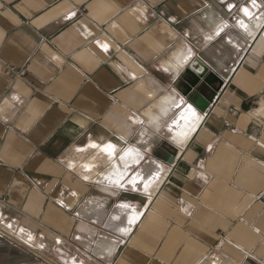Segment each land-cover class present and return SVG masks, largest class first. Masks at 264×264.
I'll return each mask as SVG.
<instances>
[{
  "label": "crops",
  "instance_id": "1",
  "mask_svg": "<svg viewBox=\"0 0 264 264\" xmlns=\"http://www.w3.org/2000/svg\"><path fill=\"white\" fill-rule=\"evenodd\" d=\"M196 58L225 84L185 143ZM0 228V264H264V0H0Z\"/></svg>",
  "mask_w": 264,
  "mask_h": 264
},
{
  "label": "water",
  "instance_id": "2",
  "mask_svg": "<svg viewBox=\"0 0 264 264\" xmlns=\"http://www.w3.org/2000/svg\"><path fill=\"white\" fill-rule=\"evenodd\" d=\"M224 80L207 64L196 58L185 69L182 76L175 83V88L182 97L201 113H208ZM159 156L169 164L175 162V153L160 148Z\"/></svg>",
  "mask_w": 264,
  "mask_h": 264
},
{
  "label": "bare ground",
  "instance_id": "3",
  "mask_svg": "<svg viewBox=\"0 0 264 264\" xmlns=\"http://www.w3.org/2000/svg\"><path fill=\"white\" fill-rule=\"evenodd\" d=\"M189 108H191L192 111ZM203 115L204 114H202L200 111H196V108L193 107L192 104H188V107L184 109V111H181L178 116L175 117V119L172 121L173 124L178 126L175 129L178 138L187 143L200 126L202 119H204ZM110 151L115 152L116 148L112 147ZM128 151L130 152H123V155L118 159V161L113 162L109 166V170L117 175V177L115 178H117L118 180L122 178L121 172L123 170L122 165L119 163L120 159L126 168L132 166L134 164V161H136L133 152L130 149H128ZM152 168L154 167L150 164L144 167V170H142L140 173H137L136 176L133 177L129 182L136 186L141 185L143 187H149L150 189L152 188L151 191H153L154 188L161 182L163 177L158 169H154L153 174H151L150 172L152 171ZM148 173H150L151 175L147 176ZM129 229L130 226L127 228V231H129ZM4 231L6 232V230ZM6 233L8 234V232Z\"/></svg>",
  "mask_w": 264,
  "mask_h": 264
},
{
  "label": "rangeland",
  "instance_id": "4",
  "mask_svg": "<svg viewBox=\"0 0 264 264\" xmlns=\"http://www.w3.org/2000/svg\"><path fill=\"white\" fill-rule=\"evenodd\" d=\"M223 80H224V79H223ZM224 84H225V82H224ZM224 84H223V86H224ZM223 86H222V87H223ZM222 87L220 88V90L222 89ZM176 90H177V89H176ZM220 90L218 91V93L220 92ZM177 91H178V90H177ZM178 92H179V91H178ZM218 93H217V95H218ZM179 94H180V97H179V98L182 99V94H181V93H179ZM217 95H216V97H217ZM216 97H215V98H216ZM214 100H215V99H214ZM171 128H172V127H171ZM169 133H170V136H171L172 131H170ZM113 162H116V161H111L110 165H111ZM110 165H109V163H108L107 167H109ZM108 169H109V168H108ZM159 184H160V183H159ZM159 184H158V185H159ZM156 187H157V186H156ZM156 187H155V188H156ZM15 238H17L19 241H21V242H23V243H25V244L27 243L26 245L29 244L28 246L31 245V241L28 240L26 237H24V236H22V235H19V234H18L17 236H15ZM30 247H31V246H30Z\"/></svg>",
  "mask_w": 264,
  "mask_h": 264
},
{
  "label": "built area",
  "instance_id": "5",
  "mask_svg": "<svg viewBox=\"0 0 264 264\" xmlns=\"http://www.w3.org/2000/svg\"><path fill=\"white\" fill-rule=\"evenodd\" d=\"M7 73H10V69L7 70ZM23 74H25V70L24 69L20 71V75H23ZM0 230H1V228H0Z\"/></svg>",
  "mask_w": 264,
  "mask_h": 264
}]
</instances>
